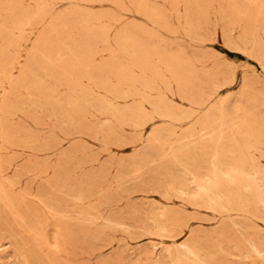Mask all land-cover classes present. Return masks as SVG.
I'll list each match as a JSON object with an SVG mask.
<instances>
[{"label":"rangeland","instance_id":"rangeland-1","mask_svg":"<svg viewBox=\"0 0 264 264\" xmlns=\"http://www.w3.org/2000/svg\"><path fill=\"white\" fill-rule=\"evenodd\" d=\"M0 186V264H264V0H0Z\"/></svg>","mask_w":264,"mask_h":264},{"label":"bare ground","instance_id":"bare-ground-1","mask_svg":"<svg viewBox=\"0 0 264 264\" xmlns=\"http://www.w3.org/2000/svg\"><path fill=\"white\" fill-rule=\"evenodd\" d=\"M109 112V111H108ZM13 137V136H12ZM246 143V142H245ZM243 144V143H242ZM1 187V186H0ZM13 189V188H12ZM81 203V202H80ZM52 250V249H51ZM190 250V249H189Z\"/></svg>","mask_w":264,"mask_h":264}]
</instances>
